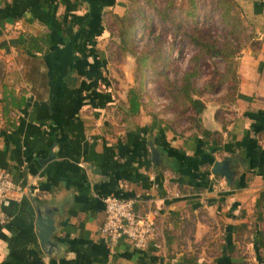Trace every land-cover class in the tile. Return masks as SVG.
I'll return each mask as SVG.
<instances>
[{"label":"crops","instance_id":"1","mask_svg":"<svg viewBox=\"0 0 264 264\" xmlns=\"http://www.w3.org/2000/svg\"><path fill=\"white\" fill-rule=\"evenodd\" d=\"M236 1L255 37L235 98L206 108L205 148L203 133L111 100L98 49L103 14L124 0H0V173L28 190L4 209L0 264H238L241 222L248 264H264V0ZM33 38L44 52L27 48ZM226 160L230 178L213 172ZM108 197L156 211L146 249L102 234ZM42 216L54 224L48 252Z\"/></svg>","mask_w":264,"mask_h":264},{"label":"rangeland","instance_id":"2","mask_svg":"<svg viewBox=\"0 0 264 264\" xmlns=\"http://www.w3.org/2000/svg\"><path fill=\"white\" fill-rule=\"evenodd\" d=\"M124 1L121 12L103 14L107 37L98 49L111 100L123 105L129 90L143 80L146 119L170 123L183 135L200 132L191 98L211 107L235 98L238 58L255 37L248 15L236 0ZM130 18L139 26L127 36L128 29L122 32ZM231 50L236 51L234 59L227 54ZM238 226V264H248L251 229L242 222Z\"/></svg>","mask_w":264,"mask_h":264},{"label":"built area","instance_id":"3","mask_svg":"<svg viewBox=\"0 0 264 264\" xmlns=\"http://www.w3.org/2000/svg\"><path fill=\"white\" fill-rule=\"evenodd\" d=\"M28 192L26 187L14 182L7 171L0 173V225L7 223L4 212L16 195ZM105 202V221L101 227L102 234L106 235L112 246L125 240L136 249L144 250L149 245L151 237L157 232L156 216L154 210L142 212L138 200L108 197Z\"/></svg>","mask_w":264,"mask_h":264},{"label":"trees","instance_id":"4","mask_svg":"<svg viewBox=\"0 0 264 264\" xmlns=\"http://www.w3.org/2000/svg\"><path fill=\"white\" fill-rule=\"evenodd\" d=\"M224 1V0H223ZM227 2V0H226ZM228 4H231V2H228ZM232 6V5H231ZM129 22V25H125L127 26L126 28L124 27L123 28V34L125 32V30L128 29L127 32H125V35L127 36H131L133 33H135V29H136V25L139 26V23H136V25L134 24V21L130 18V20H128ZM124 24H127L126 20L124 19ZM135 25V26H134ZM39 41H37L36 39H32L28 42V45H27V48H29V50L31 51H35V52H44L45 51V47L44 45H41L38 43ZM236 51L235 50H231L229 53H227L228 55H232L233 56V59L236 57L235 55ZM145 59H147L148 57H144ZM193 75V74H192ZM236 81H237V77L235 78ZM143 81V80H142ZM141 81V85L137 88H131L129 90V93H128V96H127V102L129 104V113L131 115H137L141 112V109H142V105H143V102H142V94H143V82ZM189 84L187 85L186 87V93L189 95ZM201 94V93H199ZM202 95V94H201ZM191 102H192V105H193V108L196 112V115L199 117V120H198V127H200L201 131L200 133H203V136H204V147L207 148L206 146L210 144V141L214 138L213 135L214 133L211 132L210 130L204 128V126L201 124L203 123L202 119H201V115L205 112L207 106L204 102L201 101V99H195V100H192L191 98ZM198 132V131H197ZM3 154L0 152V166H4L6 163L5 161L1 160Z\"/></svg>","mask_w":264,"mask_h":264},{"label":"water","instance_id":"5","mask_svg":"<svg viewBox=\"0 0 264 264\" xmlns=\"http://www.w3.org/2000/svg\"><path fill=\"white\" fill-rule=\"evenodd\" d=\"M229 160L224 162H217L214 166L213 172L215 174H221L230 178L231 172H229ZM38 229L40 230V239L42 246L48 252L47 247H50V238L54 230V224L50 217L42 216L38 222Z\"/></svg>","mask_w":264,"mask_h":264}]
</instances>
